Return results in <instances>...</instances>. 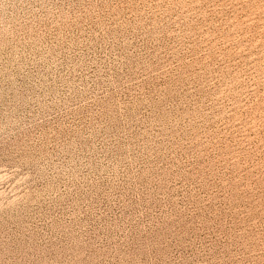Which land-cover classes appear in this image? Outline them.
Wrapping results in <instances>:
<instances>
[{"label": "rangeland", "instance_id": "rangeland-1", "mask_svg": "<svg viewBox=\"0 0 264 264\" xmlns=\"http://www.w3.org/2000/svg\"><path fill=\"white\" fill-rule=\"evenodd\" d=\"M0 264H264V0H0Z\"/></svg>", "mask_w": 264, "mask_h": 264}]
</instances>
